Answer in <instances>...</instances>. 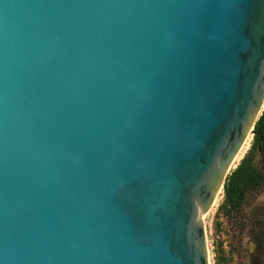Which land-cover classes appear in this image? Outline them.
Returning a JSON list of instances; mask_svg holds the SVG:
<instances>
[{
  "label": "water",
  "instance_id": "95a60500",
  "mask_svg": "<svg viewBox=\"0 0 264 264\" xmlns=\"http://www.w3.org/2000/svg\"><path fill=\"white\" fill-rule=\"evenodd\" d=\"M263 111L264 0H0V264H210Z\"/></svg>",
  "mask_w": 264,
  "mask_h": 264
},
{
  "label": "rangeland",
  "instance_id": "374dc122",
  "mask_svg": "<svg viewBox=\"0 0 264 264\" xmlns=\"http://www.w3.org/2000/svg\"><path fill=\"white\" fill-rule=\"evenodd\" d=\"M252 143L253 134L244 145L236 166L250 150ZM222 204L223 193L204 218L210 264H264V249L257 248L250 235L254 210L264 207V187L248 198L242 214L226 216L220 210Z\"/></svg>",
  "mask_w": 264,
  "mask_h": 264
},
{
  "label": "trees",
  "instance_id": "16d2710c",
  "mask_svg": "<svg viewBox=\"0 0 264 264\" xmlns=\"http://www.w3.org/2000/svg\"><path fill=\"white\" fill-rule=\"evenodd\" d=\"M250 150L235 170L227 177L223 188V204L220 210L226 216L242 214L250 196L264 187V111L256 122ZM250 223V235L259 249H264V207L254 210Z\"/></svg>",
  "mask_w": 264,
  "mask_h": 264
},
{
  "label": "bare ground",
  "instance_id": "6f19581e",
  "mask_svg": "<svg viewBox=\"0 0 264 264\" xmlns=\"http://www.w3.org/2000/svg\"><path fill=\"white\" fill-rule=\"evenodd\" d=\"M237 160H238V158H237ZM237 160H236V162H237Z\"/></svg>",
  "mask_w": 264,
  "mask_h": 264
}]
</instances>
